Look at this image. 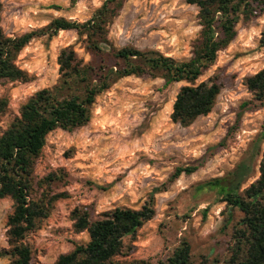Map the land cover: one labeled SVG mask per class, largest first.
I'll use <instances>...</instances> for the list:
<instances>
[{
    "label": "rangeland",
    "instance_id": "374dc122",
    "mask_svg": "<svg viewBox=\"0 0 264 264\" xmlns=\"http://www.w3.org/2000/svg\"><path fill=\"white\" fill-rule=\"evenodd\" d=\"M103 2L2 0L1 24L8 36H20L54 18L85 21ZM263 28L264 14L239 22L234 41L197 82L216 79L222 85L217 103L189 128L170 119L176 94L185 83L165 86L159 78L128 77L98 97L87 126L48 135L36 176L66 173L68 183L57 186L56 192L67 196L55 205L42 229L28 236L32 264H54L59 255L73 250L74 243L89 240L86 232L73 231L74 209L86 206L98 219L117 207L140 209L151 196L156 215L138 230L134 241L124 240L128 256L122 259L156 263L183 240L191 245L194 264L225 259L242 213L226 208L217 190L199 189V185L215 178L229 180L241 164H247L251 174L241 189L259 177L264 105L253 99L245 79L264 70V48L259 43ZM199 30L197 8L186 0H126L109 37L118 48L157 50L185 60ZM67 46L90 59L74 31L33 40L23 49L17 65L31 81L0 83V97L9 100L0 133L31 95L56 83L57 57ZM188 166L198 169L170 180L177 167ZM11 211V200L0 199V251L7 247L6 218ZM7 262L0 259V264Z\"/></svg>",
    "mask_w": 264,
    "mask_h": 264
},
{
    "label": "trees",
    "instance_id": "16d2710c",
    "mask_svg": "<svg viewBox=\"0 0 264 264\" xmlns=\"http://www.w3.org/2000/svg\"><path fill=\"white\" fill-rule=\"evenodd\" d=\"M125 2L104 0L85 21L54 18L43 27L10 37L1 24L0 0V83L30 82L28 73L17 65L20 53L33 40L53 38L61 31H74L77 42L90 56L89 60L79 56L73 46L61 49L56 83L31 95L20 107L19 115L0 133V199L12 202V211L6 218L7 247L0 251V259L7 260L6 264H32L34 252L28 236L42 229L55 205L67 196L56 192L57 186L68 183L66 173L36 176V165L49 134L57 130L73 132L87 126L98 97L128 77L159 78L165 86L185 83L176 94L170 119L181 128L191 127L212 112L222 91L216 79L197 83L198 80L234 41L239 22H250L264 14V0H186L197 8L200 30L191 43V56L176 60L157 50H140L129 45L118 48L113 44L110 27ZM259 43L264 48V28ZM245 85L253 99L264 105V70L247 77ZM8 106V98L0 97V121ZM259 140L264 142V123ZM197 169L177 167L170 180ZM250 176V167L241 164L229 180L215 178L199 185V189L217 190L226 208L242 213L233 227L228 255L214 264H264V244L262 255L257 247L264 236V153L259 177L241 189ZM155 215L153 196L140 209L117 207L98 219H93L88 207L76 208L71 213L73 231L86 232L89 240L74 243L73 250L59 255L54 264H194L192 248L186 240L156 263L122 259L128 256L124 240L134 241L138 230Z\"/></svg>",
    "mask_w": 264,
    "mask_h": 264
},
{
    "label": "water",
    "instance_id": "95a60500",
    "mask_svg": "<svg viewBox=\"0 0 264 264\" xmlns=\"http://www.w3.org/2000/svg\"><path fill=\"white\" fill-rule=\"evenodd\" d=\"M261 244H264V236L257 242V247L260 250V255H262Z\"/></svg>",
    "mask_w": 264,
    "mask_h": 264
}]
</instances>
